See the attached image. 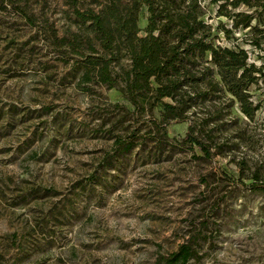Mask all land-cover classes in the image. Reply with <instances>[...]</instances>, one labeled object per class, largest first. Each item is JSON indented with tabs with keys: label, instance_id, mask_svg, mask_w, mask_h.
<instances>
[{
	"label": "rangeland",
	"instance_id": "1",
	"mask_svg": "<svg viewBox=\"0 0 264 264\" xmlns=\"http://www.w3.org/2000/svg\"><path fill=\"white\" fill-rule=\"evenodd\" d=\"M36 2L37 26L0 11V264H155L204 224L212 241L204 259L190 264H264V195L242 185L249 181L232 157L197 160L180 149L173 139L185 135L186 123L168 127L169 140L160 141L144 125L147 112L140 121L121 110L98 113L117 103L134 108L115 89L79 85L71 73L76 57L60 61L46 21L60 37L94 34L63 0ZM203 6L207 23L232 27L217 17V5ZM219 37L217 44L263 62L248 30ZM252 90L262 107L254 122L241 119L263 160L264 88ZM129 136L138 147L102 166L115 140Z\"/></svg>",
	"mask_w": 264,
	"mask_h": 264
},
{
	"label": "trees",
	"instance_id": "2",
	"mask_svg": "<svg viewBox=\"0 0 264 264\" xmlns=\"http://www.w3.org/2000/svg\"><path fill=\"white\" fill-rule=\"evenodd\" d=\"M205 1L63 0L76 23L88 25L86 30L94 37H60L48 20L45 29L60 61L68 65L69 52L76 57L71 73L79 76L80 86L94 83L107 91L115 89L134 108L131 112L117 103L97 108L98 113L121 110L140 121L147 112L151 117L144 125L160 141L169 140L168 127L186 123L185 135L173 139L180 149L193 152L197 160L232 157L241 179L249 181L242 185L264 195V157L255 158L256 141L244 127L246 120L254 122L262 107L252 88H264V0H209L217 5L218 18L232 22L231 28L223 22L217 28L206 22ZM37 3L0 0V11L11 9L33 27L38 21ZM242 6L248 10L239 11ZM142 14H147L145 29L139 25ZM237 30L249 31V44L261 55V65L252 62L245 49L217 44L220 32L230 38ZM124 58L130 62L127 67L120 65ZM156 108H160L158 117L154 116ZM259 140L264 145V133ZM137 147L133 136L117 138L101 165ZM238 153L243 156L237 160ZM211 241L212 233L204 224L175 251L159 256L155 264L200 263L203 246Z\"/></svg>",
	"mask_w": 264,
	"mask_h": 264
}]
</instances>
